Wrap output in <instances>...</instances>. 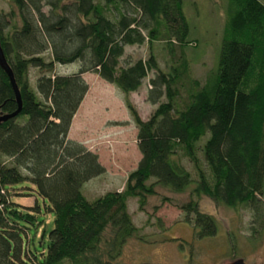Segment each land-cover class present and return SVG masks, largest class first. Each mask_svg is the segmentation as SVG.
Masks as SVG:
<instances>
[{
    "label": "trees",
    "instance_id": "obj_1",
    "mask_svg": "<svg viewBox=\"0 0 264 264\" xmlns=\"http://www.w3.org/2000/svg\"><path fill=\"white\" fill-rule=\"evenodd\" d=\"M0 15V46L21 98L19 111L0 123V264H112L135 226L126 198L152 192L154 184L180 191L195 172V194L246 210L250 238L264 231V4L229 0L216 66L202 82L189 78L188 61L177 56L169 70L159 69L149 52L124 65V46L163 40L173 47L190 43L182 0H7ZM77 63L63 72L57 65ZM37 75L30 80L29 70ZM153 70L151 76H147ZM93 72L124 95L147 77L146 100L155 105L141 118L124 103L136 127L140 157L121 191L92 200L81 184L104 171L97 153L69 138L71 120ZM185 90V95L180 89ZM164 95L165 100H160ZM16 102L0 67V110ZM206 138L202 140V136ZM201 141V143H200ZM148 180H151L148 182ZM30 189L53 213L46 244L24 239L33 212L8 198V189ZM39 209V207H36ZM184 218L197 237L213 235L212 215L197 203L184 205ZM27 223V224H26ZM43 237V234L42 236Z\"/></svg>",
    "mask_w": 264,
    "mask_h": 264
},
{
    "label": "rangeland",
    "instance_id": "obj_2",
    "mask_svg": "<svg viewBox=\"0 0 264 264\" xmlns=\"http://www.w3.org/2000/svg\"><path fill=\"white\" fill-rule=\"evenodd\" d=\"M264 4V0H260ZM230 7L229 0H182V10L189 26L190 43L174 46L169 57L163 40H154L150 46L127 44L124 46L120 64L146 57L154 53L159 69L167 72L170 63H177V56L188 61L189 78L202 82L205 74L216 66L220 38ZM11 6L0 0V15L7 14ZM77 66L76 61L57 65L56 69L68 72ZM150 70L148 77L153 75ZM37 70L30 68L33 81ZM88 88L74 114L69 137L82 142L97 153L104 171L81 184V192L87 200L107 191H121L127 173L140 157L136 146V127L124 103L126 96L141 118H147L154 106L146 100L147 77L136 91L124 93L112 83L93 72L82 74ZM185 95V90L180 89ZM160 100H165L164 95ZM206 134L202 136V140ZM201 143V141H200ZM179 160L190 172L192 182L183 190L175 191L161 184H154L152 192L126 198V210L135 230L127 237L112 264H221L235 257H242L246 264H264V231L257 239L250 238L249 214L246 210L217 202L205 193L195 194V172L191 162L182 152ZM151 180H148V182ZM8 198L19 203L23 210L33 212V224L24 230L28 245L46 244L47 231L52 226L53 213L44 210L47 202L32 194L30 189H8ZM197 203L199 211L212 215L216 222L213 235L197 237L193 225L184 218V205ZM39 207V209H36ZM43 234V237H41ZM30 242H32L30 244Z\"/></svg>",
    "mask_w": 264,
    "mask_h": 264
},
{
    "label": "water",
    "instance_id": "obj_3",
    "mask_svg": "<svg viewBox=\"0 0 264 264\" xmlns=\"http://www.w3.org/2000/svg\"><path fill=\"white\" fill-rule=\"evenodd\" d=\"M0 67L4 70V72L6 73L8 79H9V82L11 84L12 91L14 94V99L16 102V108L14 110H12L10 112H3L0 110V123H1L2 121L6 120L7 118L14 116L19 111L20 106H21L20 92H19L17 84L15 83L12 71L10 69V66L8 65L6 58L4 57L1 46H0ZM221 264H246V263L243 261L242 257H235L231 260L224 261Z\"/></svg>",
    "mask_w": 264,
    "mask_h": 264
},
{
    "label": "crops",
    "instance_id": "obj_4",
    "mask_svg": "<svg viewBox=\"0 0 264 264\" xmlns=\"http://www.w3.org/2000/svg\"><path fill=\"white\" fill-rule=\"evenodd\" d=\"M84 98V97H83ZM83 100V99H82ZM78 109V108H77ZM76 113V112H75ZM74 118V115H73V117H72V119ZM71 124H72V120H71ZM71 124H70V127H71ZM70 127H69V130H70ZM69 130H68V132H67V136L69 137ZM69 138H71V137H69Z\"/></svg>",
    "mask_w": 264,
    "mask_h": 264
}]
</instances>
